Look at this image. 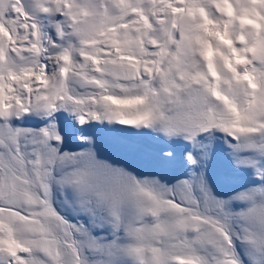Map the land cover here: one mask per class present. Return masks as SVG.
<instances>
[{
  "label": "snow or ice",
  "instance_id": "obj_1",
  "mask_svg": "<svg viewBox=\"0 0 264 264\" xmlns=\"http://www.w3.org/2000/svg\"><path fill=\"white\" fill-rule=\"evenodd\" d=\"M0 264H264V0H0Z\"/></svg>",
  "mask_w": 264,
  "mask_h": 264
}]
</instances>
